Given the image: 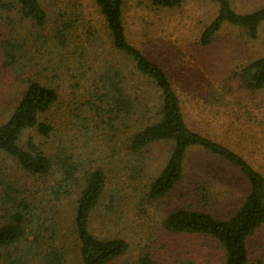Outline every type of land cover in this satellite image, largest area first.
Returning a JSON list of instances; mask_svg holds the SVG:
<instances>
[{
  "label": "rangeland",
  "instance_id": "374dc122",
  "mask_svg": "<svg viewBox=\"0 0 264 264\" xmlns=\"http://www.w3.org/2000/svg\"><path fill=\"white\" fill-rule=\"evenodd\" d=\"M39 1L48 13L45 27L0 10V124L8 120L30 81L56 88L58 100L40 117L52 133L43 136L35 128L27 129L20 140L22 146L29 138L35 140L53 159V174L30 175L15 159L0 154V181L11 182L19 193H31L36 200L48 192L49 203L47 197L43 203L54 208L49 211L53 226L43 239L64 247L65 264H80L73 224L79 190L64 189L57 203L51 194L58 188V173L65 165L75 170L81 183L96 169L105 174L90 230L97 237H119L130 244L111 264H141L145 256L154 264H224L219 242L170 232L164 220L182 207L228 219L249 193L247 179L222 159L192 148L182 180L165 197L149 198V185L164 168L171 146L159 143L140 152L129 148L131 131L106 111L92 84L98 67L113 58L104 47L99 55L91 54L94 66L86 68L84 85L78 89L71 80L75 73L55 66L44 44L47 34L61 25L63 13L79 15L92 27L101 23L95 0ZM230 1L239 13L264 5V0ZM123 8L129 40L164 69L181 99L188 125L236 151L264 174V88L249 90L240 79L247 64L264 57V24L256 38L226 24L209 45H202L201 35L218 12L212 0H184L174 8L155 7L151 0H123ZM8 53H13L15 61L10 62ZM29 238L32 241L34 236ZM247 246L249 264H264V225L249 237ZM24 248L23 243L9 252L0 250V264H44L39 257H27Z\"/></svg>",
  "mask_w": 264,
  "mask_h": 264
},
{
  "label": "trees",
  "instance_id": "16d2710c",
  "mask_svg": "<svg viewBox=\"0 0 264 264\" xmlns=\"http://www.w3.org/2000/svg\"><path fill=\"white\" fill-rule=\"evenodd\" d=\"M183 1L151 0V3L159 8H174ZM212 1L218 5V12L201 35L202 45H209L226 24L244 29L251 38L258 37L264 24V5L251 12L239 13L230 0ZM95 2L101 23L92 27L79 15L63 13L61 25L47 34L49 40L44 44L55 60V66L75 73L71 80L81 89L86 68L94 66L91 54L98 52L99 55L104 47L107 56L113 58L112 62L109 58L103 67H98L92 84L106 111L125 130L131 131L129 148L140 152L159 143L171 146L164 168L149 185V198L165 197L182 180L186 157L192 148L222 159L247 179L249 193L232 217L220 219L208 212L182 207L167 215L164 227L170 232L203 235L216 240L224 249V264H249L248 239L264 225V174L236 151L188 125L181 99L164 69L129 40L123 0ZM0 10L15 12L43 27L48 23V13L39 0H0ZM8 56L10 62L15 61L13 53ZM240 79L249 90L264 88V57L247 64ZM58 96L56 88L32 80L8 120L0 124V154L15 159L30 175L45 177L53 174V159L35 140L29 138L25 146L20 140L27 129L35 128L43 136L52 133V127L40 117L50 110ZM58 176L61 177L56 184L58 188L51 192L56 203L64 189L70 191L76 187L79 190L73 224L79 241L80 264H111L125 254L130 247L128 241L119 237H97L89 227L90 216L105 187L104 172L96 169L81 183L75 178V170L65 165ZM47 193L45 191L43 199L36 200L31 193H19L11 182L0 181V214L4 220L0 223V250L9 252L24 243L27 257H39L44 264H65L64 247L56 246L51 239H46L50 243L43 239L53 226L49 222L53 218L49 217V211L54 208L43 203L44 197L48 198ZM30 236H34L32 241ZM140 263L154 264L149 256L141 258Z\"/></svg>",
  "mask_w": 264,
  "mask_h": 264
}]
</instances>
